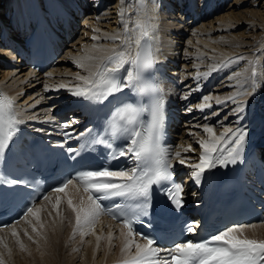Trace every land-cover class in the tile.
<instances>
[{"label": "snow or ice", "instance_id": "1", "mask_svg": "<svg viewBox=\"0 0 264 264\" xmlns=\"http://www.w3.org/2000/svg\"><path fill=\"white\" fill-rule=\"evenodd\" d=\"M152 4H155V0H152ZM139 5L140 10L133 28H129L128 22L123 19L125 12L121 11L123 36L118 34L106 36L113 44L119 41V48L94 45L92 51L99 53L98 55L86 54L81 59L73 61L76 67L85 73L83 75L80 72L75 73V79L79 83L74 85L61 83L55 90L63 88L74 97L93 103H103L109 97L129 89L137 96L147 95L148 102H121L110 112L102 133L93 132L88 136L87 133L92 130L86 129L79 134L85 137L87 147L104 145L108 149L106 163L100 167L82 168L74 175L70 174L61 179L52 188L51 193L42 194L43 201L51 208L47 214L53 223L56 218L63 223L66 217L60 208L62 202L66 201L67 209L74 214L72 238L75 239L78 235L82 240L95 234L102 216L107 215L120 221L122 225L118 237L122 240L120 264H264V240L251 239L244 235L246 229L256 226L254 224L226 227L203 239L175 242L169 248L157 246L155 237L141 233L135 227L143 223L141 217L148 215L154 186L164 192L176 209L184 206V187L174 180L173 161L190 168L191 178L196 184H200L206 171L242 161L248 136L247 129L242 126L236 128L222 126V131L218 133L214 125H196L205 134L196 141L199 148H193L192 144H188L187 147L179 146L184 153L199 150L198 162L195 163H189L190 158L183 156L180 150L164 144L167 120L164 90L159 84L146 80L144 76V73L158 62L152 45L154 25L151 23L148 0H139ZM92 39L99 40L100 37L93 36ZM235 62L237 61L232 58H226L220 64L211 65L209 71ZM248 63L252 67L251 76L247 81L251 87L240 86L238 95L228 98L237 105L233 112L238 119H243L247 107L245 103L240 102L241 98L249 95L257 83L258 61L250 60ZM208 75L209 72H197L196 78L199 80L201 77L207 78ZM235 75L239 76L240 73ZM182 98L187 99V94ZM202 99L204 103L197 105L199 109L211 107L208 103L211 97L204 96ZM218 103L222 101L218 100ZM20 123L22 121L16 113L15 101L8 95L0 93V157L19 131ZM63 127H70V123H65ZM79 136L74 138L79 139ZM117 140H123L124 143L117 145ZM84 146L85 144L81 145ZM67 152L78 155L79 149L68 147ZM121 158H124L125 163L113 167L112 162ZM0 182L11 185L24 183L16 179L5 181L2 177ZM52 193L56 194L55 197ZM74 194L79 196L78 200L74 199ZM116 198H119L120 202L111 206L102 203ZM44 210V205L38 206V202H33L24 208L21 216V220L31 229L30 234L28 228H25L23 235L36 244H39V241L34 239L32 234L41 240L47 239L42 231L46 227L41 215ZM21 220L0 226V231L4 228L11 229L15 243L21 251H25L20 232L16 230V224ZM196 228V222H192L186 224L184 230L195 234ZM101 239V236H96L97 248ZM106 239L111 247L114 234L109 231ZM0 246L7 250L8 256H11L12 250L3 237H0ZM161 253L167 255L161 256ZM0 264H5L3 252H0Z\"/></svg>", "mask_w": 264, "mask_h": 264}, {"label": "bare ground", "instance_id": "2", "mask_svg": "<svg viewBox=\"0 0 264 264\" xmlns=\"http://www.w3.org/2000/svg\"><path fill=\"white\" fill-rule=\"evenodd\" d=\"M177 1H184L186 4L180 8ZM218 1H220V4L216 3ZM239 1L236 0L231 5L235 6ZM63 2H66V0H0V30L6 29L7 32L10 31L11 28L9 27L17 22L18 19L23 23L27 18L34 20L36 18V15L33 14L36 12L34 6L37 3L41 10L44 11V14L47 15L50 7L53 8L56 4ZM77 2L84 4L83 7L88 17L83 23L84 29L83 32H80L79 39L74 43L72 41L71 48L67 50L69 58H63L58 68L42 74L37 80H31L24 70H22L21 74H16V70L6 69L3 62L0 61V83L2 81L5 82V84H2V88H5L4 91L13 98L18 106L17 114L27 116L31 121L36 120L38 116L44 118L48 111L52 113L50 110L53 107L49 108L50 110L48 108L47 110L46 107L53 103L68 100L64 99L70 93L68 90L63 92L62 88L59 90L61 93L57 94L58 91L55 89L61 83L77 84L79 82L75 79V73L85 74L76 67L73 61L81 59L86 54L98 55L99 53L92 51L93 46L97 44L108 48H119V41L113 44L106 36L117 34L123 36L120 12H125L123 19L128 22V26L131 29L135 25V20L140 10L139 0H75V3ZM244 2L246 0L242 3ZM221 3H223L225 10L220 9ZM226 3L227 0H202L201 5H199V0L198 2L196 0H155L153 5L152 0H148V7L151 10V23L154 25L152 45L156 54L159 53L161 48L162 54L160 57L162 61L160 62L162 64L161 72L165 80V89L167 95L175 102L176 106L183 110L181 117L184 121L186 120L184 131L179 136V146L187 147L188 144H192L193 148H199L196 141L205 134H203L201 128L196 127L198 124L214 125L217 132H220L222 126H217L213 120L216 113L214 112L215 106L223 112V117L221 118L223 126H231L233 128L242 126L247 130H253L250 126L251 124H256L253 121L264 120V38H262L261 42L249 48L245 47V49L242 46L246 45L245 43L247 42L249 43V41H244L245 37L242 36L244 33H236L246 22L247 26L252 30L258 28L264 31V17L256 11V0H252L250 3L252 8L242 10L234 9V6L226 9L228 5ZM87 5L91 7L89 11L85 7ZM199 6L201 7L200 12L198 10ZM216 11L218 13L215 14ZM241 13H246L249 17L243 20ZM111 19L113 21H110ZM79 23L81 24V22ZM93 36H98L100 39L93 40ZM179 44H182L184 48L183 53L181 52L183 55L180 56V60L184 61V63L181 62L183 63L182 69L181 65H179L180 63H177L181 48ZM0 56L11 58L13 53L7 47H0ZM204 57H206L205 60ZM212 57H215V59H212ZM241 57L243 59H238ZM226 58H232L237 62L247 59L246 66L242 67V69L237 68L235 64L237 62H235L226 67H221L222 71H218V75L215 76V80L219 79L221 84L217 85L216 83L215 86L222 88H218L215 90L216 92L208 95V92L205 91V86L218 69L209 71L210 66L220 64ZM250 60L258 61L256 67L257 83L249 95L241 98L240 102L245 103L247 107L243 114V119H238L233 112L237 105L233 104L228 98L238 95L241 90L240 86L251 87L247 83L252 73V67L248 63ZM197 72H209V75L207 78L201 77L197 80ZM236 73H240V75L236 76ZM180 84L182 86H178ZM41 90L44 93L43 101L35 96ZM185 94H187V99L182 98ZM204 96L211 97L208 101L211 107L201 110L197 105L204 103L202 99ZM218 100L222 101V103H218ZM189 109L191 110L189 111ZM32 110L35 111V114H31ZM210 114L213 115L210 116ZM228 119L230 121L235 120L234 124L230 122L227 125L225 120ZM190 133H198L199 135L195 136V140H191L189 138L192 136ZM262 133L263 131L261 130L255 131V134L259 136ZM178 150L181 151L183 156L190 158L188 160L189 163L198 162L199 150L194 153H184L180 148ZM173 162L178 169V173L186 170L189 173L191 172V169L186 165H180L177 161ZM190 177L189 175L185 177L184 185L187 188V192L191 194L196 192L199 186L201 187V183L196 184L193 181L188 186ZM193 188L195 190H191ZM70 191L72 190L70 189ZM194 197L195 194L188 197V204L193 202ZM78 198L79 196L74 194V199L78 200ZM39 205H44L45 208L41 215L42 221L46 226L42 230L47 237L46 241L37 239L39 244L36 246H29L25 251H12L11 256L4 252L5 264H120L122 259L120 251L122 240L118 237L122 227L107 220L104 223L99 221L94 235L86 236L83 240L77 235L73 239L74 214L67 209L66 201L62 202L60 208L66 217L63 223L60 222L59 218H56L55 223L52 222V219L47 214L51 210L47 202L43 201ZM53 217H55V212H53ZM69 221H72V223L70 224ZM27 226L22 220L16 224V230L20 232L21 239L27 238L23 235L22 229L28 228L31 234V229ZM109 231L114 234L111 247H109L106 239ZM32 235L35 236V234ZM244 235L251 239L264 240V224H258L254 228L246 229ZM96 236L102 237L99 241V248H97ZM0 237L4 238L9 247L12 242H15V238L11 236V229L9 228L0 231ZM1 248L3 247L0 246Z\"/></svg>", "mask_w": 264, "mask_h": 264}, {"label": "rangeland", "instance_id": "3", "mask_svg": "<svg viewBox=\"0 0 264 264\" xmlns=\"http://www.w3.org/2000/svg\"><path fill=\"white\" fill-rule=\"evenodd\" d=\"M116 1V0H115ZM236 0H227V3H226V9H229L230 7H232V6H234V5H231V4H234V2H235ZM238 1V0H237ZM244 0H240L238 3H236V5L233 7L234 9H239V10H242V9H250V8H252L251 6H250V3L252 2V0H246V2H244V3H242ZM201 2H202V0H199V5H201ZM216 3H218V4H220V1H218V2H216ZM246 3H247V5H246ZM256 3H257V6L255 7L256 8V11L260 14V15H262L263 17H264V0H256ZM200 7V6H199ZM220 9H223V10H225V8H223V3H221V5H220ZM216 13H218L217 11L215 12V14ZM214 14V15H215ZM242 15V19L243 20H246L248 17H249V15L248 14H246V13H241ZM86 21V20H85ZM110 21H113L112 19L110 20ZM242 26V25H241ZM236 33L237 34H242V33H244V35H242V36H244L245 37V42L246 41H249V43L247 42V43H245L246 45H243L242 47H246V48H249L250 46H252V45H254V44H256V43H259V42H261L262 41V38H264L263 36H264V31H262V30H259L258 28H255L254 30H252L251 28H249L248 26H247V22H246V24H244V26H242V27H240V29L239 30H237L236 31ZM258 34V35H257ZM249 36H251V37H249ZM256 38V39H255ZM252 42V43H251ZM179 46L181 47L180 48V52H179V59H177V63L179 64V65H181V69H182V65H183V63H184V61H182V59L180 60V56L181 55H183L182 53V51L184 50V48H183V45L181 44H179ZM245 48V49H246ZM182 52V53H181ZM207 57V56H206ZM206 57H204V60L206 59ZM184 59V58H183ZM207 61H209V60H207ZM246 61H247V59H245V60H242V61H240V62H237V63H235L237 66V68L239 67V68H241L242 69V67H244V66H246L245 64H246ZM181 62H183V63H181ZM190 65V64H189ZM235 67V68H236ZM223 68V67H222ZM219 69L221 70V67H219ZM178 71H180V70H178ZM231 72V71H230ZM229 72V73H230ZM234 72V71H233ZM182 73V72H181ZM66 77V76H65ZM218 82H219V79L217 80V85H219L218 84ZM39 89H41V88H39ZM42 90L39 92V93H36V98H40V100L42 99V101L44 100V93H42ZM39 94H40V96H39ZM37 96H39V97H37ZM42 96V97H41ZM36 101V100H35ZM42 101H40V102H42ZM39 102V103H40ZM38 103V104H39ZM263 109H264V107H263ZM232 124V123H231ZM221 126V125H220ZM189 138H191V140H195V136H190ZM189 138H187V139H189ZM187 139H185V140H187ZM28 227V226H27ZM25 229V228H24ZM24 229H22V230H24ZM34 237V239H38L39 240V237H35V236H33ZM23 240V242H24V244H25V247H26V250L28 249V247L29 246H36L37 244L36 243H33L32 241H29V240H27V238H25V239H22ZM26 241V242H25ZM9 248H11L12 249V251H15V252H17V251H19L20 249H19V246L15 243V242H12L11 243V245H10V247ZM6 249H4V248H1L0 249V252H7V251H5ZM16 254H19V253H16ZM12 255V254H11Z\"/></svg>", "mask_w": 264, "mask_h": 264}]
</instances>
